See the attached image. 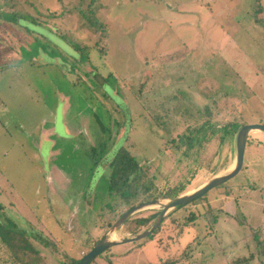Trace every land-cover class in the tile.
Masks as SVG:
<instances>
[{
    "label": "rangeland",
    "instance_id": "rangeland-1",
    "mask_svg": "<svg viewBox=\"0 0 264 264\" xmlns=\"http://www.w3.org/2000/svg\"><path fill=\"white\" fill-rule=\"evenodd\" d=\"M204 121L216 130L208 141L177 143ZM228 124H264V0H0V220L24 232L42 264L81 259L130 208L227 173ZM120 148L155 200L108 194ZM160 211L135 213L111 239L146 231ZM152 216L148 227L134 223ZM255 238L264 244L260 131L235 178L169 211L152 240L91 264H264ZM15 258L0 243V264Z\"/></svg>",
    "mask_w": 264,
    "mask_h": 264
},
{
    "label": "trees",
    "instance_id": "trees-1",
    "mask_svg": "<svg viewBox=\"0 0 264 264\" xmlns=\"http://www.w3.org/2000/svg\"><path fill=\"white\" fill-rule=\"evenodd\" d=\"M239 127L240 126L234 124H228L223 126L220 129L222 133V137H226L230 135L233 132V129H236L235 131L236 134ZM209 129H212L211 133L213 134L216 132V130L209 123V121H204V123L200 125L198 128L191 130L188 129L187 134L181 136L177 143L180 145H184L187 150L193 149L196 146H201L204 143V141L209 140L207 134ZM151 189H152V185L147 180H144V174L141 173L136 160L130 154H128V152L125 149L120 148L117 151V153L113 156L110 162V176L109 179L107 180L108 194H110V196L116 194V196H118L122 200V202L129 204L139 194L142 195L148 194L147 196L149 197H146L148 198L147 201H150L152 199L155 200V198H152L150 196ZM181 191H182L181 189L175 190L170 197L173 198L177 197L179 195V192ZM0 210H1V206H0ZM237 212L240 214L237 216L238 219L237 221L241 224L240 220H243V214L240 211ZM154 219L155 216H152L151 220L149 218H139L136 219L134 223L136 224V226L139 227H148L151 225ZM188 219L190 222H193L196 218L193 215ZM155 233L156 231L153 232V234L148 238V240H152ZM24 236L25 234L23 231L20 230L17 232L15 230V224L11 220H9L8 218H5L4 222H1L0 220V243L9 250H11V252L16 257L15 259L17 260V262L20 264H42V261L38 257V253L31 246L30 242L26 240ZM39 241H41L42 245L45 248L51 246V243L49 241L47 242L44 239H41ZM255 242H256L255 251H257V254L262 256L264 259L263 242L256 240V238H255ZM20 250L28 254V256L25 259H22L20 256H18ZM175 257H173L172 260H168V259L160 260L161 262L159 261V264L161 263L181 264V262H177L178 258ZM80 260L81 259H73L70 260L68 264H77ZM183 262L185 264L189 263L187 260H185V258L183 259Z\"/></svg>",
    "mask_w": 264,
    "mask_h": 264
},
{
    "label": "water",
    "instance_id": "water-1",
    "mask_svg": "<svg viewBox=\"0 0 264 264\" xmlns=\"http://www.w3.org/2000/svg\"><path fill=\"white\" fill-rule=\"evenodd\" d=\"M252 131H260L264 133V124H247L239 127L235 136L236 159L233 168L231 170L227 171V173L223 175L213 177L209 182H207L206 184H204L203 186L194 190L191 193H186L184 195L177 196L165 202L163 201L145 202L130 208L118 218V220L113 225L111 231L108 234H106L102 239H100L92 247V249L84 257L81 258V260L77 264H91L92 261L97 256H99L100 254H102L104 251H106L111 247L135 243L149 238L153 234V232L159 228L163 218L167 215L169 211L186 206L192 203L193 201L202 198L209 191L235 178L243 168L246 144H247L248 136ZM155 206L160 207L161 211L159 212L156 220L149 229L131 238H126L122 240L111 239V234L115 230L120 228L131 216L144 209Z\"/></svg>",
    "mask_w": 264,
    "mask_h": 264
},
{
    "label": "bare ground",
    "instance_id": "bare-ground-1",
    "mask_svg": "<svg viewBox=\"0 0 264 264\" xmlns=\"http://www.w3.org/2000/svg\"><path fill=\"white\" fill-rule=\"evenodd\" d=\"M232 168H233V166L231 167V169H232ZM231 169H230V170H231ZM192 192H193V191H192ZM190 193H191V192H190Z\"/></svg>",
    "mask_w": 264,
    "mask_h": 264
}]
</instances>
